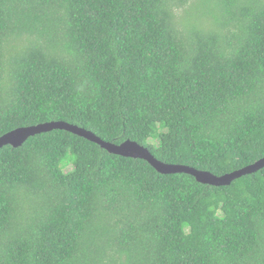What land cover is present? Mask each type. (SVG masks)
<instances>
[{
  "label": "trees",
  "instance_id": "trees-1",
  "mask_svg": "<svg viewBox=\"0 0 264 264\" xmlns=\"http://www.w3.org/2000/svg\"><path fill=\"white\" fill-rule=\"evenodd\" d=\"M51 121L217 177L253 164L264 0H0V137ZM0 264H264V168L217 186L62 129L4 145Z\"/></svg>",
  "mask_w": 264,
  "mask_h": 264
},
{
  "label": "water",
  "instance_id": "water-1",
  "mask_svg": "<svg viewBox=\"0 0 264 264\" xmlns=\"http://www.w3.org/2000/svg\"><path fill=\"white\" fill-rule=\"evenodd\" d=\"M54 129H62L70 131L76 135L84 137L88 140L96 142L102 148L109 151L110 153L121 155L130 158H140L148 161L159 173L162 174H174V173H187L193 175L198 181L203 184L212 185H224L230 184L234 179L253 173L264 168V157L260 158L253 164H250L240 170L234 171L230 174H226L220 177L211 174L205 170H199L194 167L180 164H170L159 160L155 155L152 154L150 149L137 141L127 139L122 143H114L110 141L103 140L101 137L97 136L95 133L79 127L74 124H70L65 121H52L41 123L35 126H23L18 127L0 137V149L4 145L12 144L15 147L23 145V143L31 136L38 133L51 131Z\"/></svg>",
  "mask_w": 264,
  "mask_h": 264
},
{
  "label": "rangeland",
  "instance_id": "rangeland-1",
  "mask_svg": "<svg viewBox=\"0 0 264 264\" xmlns=\"http://www.w3.org/2000/svg\"><path fill=\"white\" fill-rule=\"evenodd\" d=\"M71 168H72V166L69 165L68 167L65 168V170H69V169H71Z\"/></svg>",
  "mask_w": 264,
  "mask_h": 264
},
{
  "label": "clouds",
  "instance_id": "clouds-1",
  "mask_svg": "<svg viewBox=\"0 0 264 264\" xmlns=\"http://www.w3.org/2000/svg\"><path fill=\"white\" fill-rule=\"evenodd\" d=\"M52 122V121H51ZM46 123V122H45ZM71 124V123H70ZM75 125V124H74ZM33 126H35V125H33ZM91 131V130H90ZM92 132V131H91Z\"/></svg>",
  "mask_w": 264,
  "mask_h": 264
}]
</instances>
